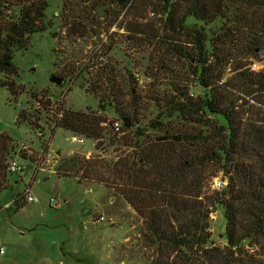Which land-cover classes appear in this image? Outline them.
I'll return each instance as SVG.
<instances>
[{"label": "rangeland", "instance_id": "rangeland-1", "mask_svg": "<svg viewBox=\"0 0 264 264\" xmlns=\"http://www.w3.org/2000/svg\"><path fill=\"white\" fill-rule=\"evenodd\" d=\"M46 1L48 6L39 18L32 21L14 14L11 29L2 34V59L10 61L13 68L0 72V134L11 136V156L21 144L36 157L43 148L45 156L42 171L35 176L25 169L10 173L8 187L0 192V208L26 188L36 199L0 211V248L4 250L0 264H162L172 259L183 264L175 252L165 254L159 248L147 222L122 194L132 198L141 192L136 182L132 183L141 174L137 171L140 166L129 165L138 157L137 149L130 148L135 141L132 132L143 130L149 139L158 136L160 131L148 129V122L162 115L175 88L187 89L194 97L202 96L203 90L193 82L187 62L177 60L162 39L148 35L149 27L161 28L163 23L152 6L132 2L120 6L115 0ZM141 23L149 25L145 35L132 36L126 31ZM215 26L220 25L207 26V31ZM256 56L252 59L242 53L239 62H245L251 72L264 70V48ZM110 69L117 76L110 79L119 85L120 106L133 103L126 95L127 85L142 101L138 124L130 133L121 128L115 131L113 124H121L120 116L112 106L102 107L110 92L106 78ZM125 69L129 78L124 76ZM52 75L62 78L59 86L49 81ZM38 97L50 100L44 111L36 109ZM51 102L59 104L56 113L92 111L105 119L100 123L102 139L79 142V137L57 128L55 111H48ZM239 102L244 110H250L249 98ZM20 110L27 119L16 123ZM129 166L133 171L127 181ZM218 168L207 164L203 182L210 193L216 192L209 183ZM223 214L218 205L210 216V239L219 246L226 244ZM257 243L250 252L261 261L264 239Z\"/></svg>", "mask_w": 264, "mask_h": 264}, {"label": "trees", "instance_id": "trees-1", "mask_svg": "<svg viewBox=\"0 0 264 264\" xmlns=\"http://www.w3.org/2000/svg\"><path fill=\"white\" fill-rule=\"evenodd\" d=\"M115 1L120 6L131 2L152 6L163 19L161 28L141 23L126 31L145 35L149 27L152 39H162L177 60L187 62L193 82L203 90L202 96L194 97L187 89L175 88L162 115L148 122V129L160 131L158 136L149 139L143 130L132 132L135 141L130 148L137 149L138 157L129 165L140 166L141 174L132 183L141 192L122 197L147 222L159 248L165 254L175 252L183 264H264L250 252L258 239H264V70L251 72L239 62L242 53L254 59L264 48V0ZM47 6L46 0H0V72L13 68L2 59L1 43L14 14L35 21ZM212 24L220 26L208 32ZM124 72L129 78L130 73ZM107 73L110 92L102 107L112 106L120 116L121 130L130 133L138 124L142 101L127 85L126 95L133 103L120 106L119 85L110 79L117 76L111 69ZM244 98L252 101L249 111L239 102ZM26 119L20 110L16 123ZM104 120L92 111L66 110L56 127L82 140L100 141ZM12 141L9 134H0V192L8 187ZM209 163L219 166L211 179L219 175L228 179L220 192L205 188ZM132 171L129 166L127 181ZM21 202L15 203L16 209L24 206ZM218 205L224 209L223 246L213 243L209 232L210 215ZM162 264H175V259Z\"/></svg>", "mask_w": 264, "mask_h": 264}, {"label": "built area", "instance_id": "built-area-1", "mask_svg": "<svg viewBox=\"0 0 264 264\" xmlns=\"http://www.w3.org/2000/svg\"><path fill=\"white\" fill-rule=\"evenodd\" d=\"M149 15H152L151 13ZM254 67V66H253ZM253 68H251L252 70ZM62 96H64V93H61V98ZM47 101H50L49 99H46V97L41 98L38 97L35 102L37 104V111H44V105L45 103H47ZM52 105V106H51ZM51 109H48L49 112H53L55 111L56 114V120H59L60 117L62 116V114L60 112L56 113V110L59 111L60 107L59 104H52L51 102ZM47 111V110H46ZM47 111V112H48ZM113 128L115 131H118L119 128L121 127V125L118 122H115L113 124ZM38 136H42L41 131H39ZM75 138V137H74ZM79 142H82V139H79ZM34 151L31 150L30 148H28V146L21 144L19 147V151H17L16 153H13V155L7 160V170L9 173L11 174H17V173H22L24 169H26L27 164L29 166V168L27 169L26 172L28 173H33L32 176L37 175L38 171H42L43 169L41 168V163H42V159H44V152H43V148L41 149V151L39 152V154L37 155V157L34 155L33 153ZM51 173H53V171H51ZM227 177H223L222 175L217 176L216 178L214 177L211 182L209 183L210 188L213 191H222L227 184ZM30 189L26 188V190H24L21 194H19L18 196H15L13 198V200L10 202L5 203V205L3 207L0 208V211H4L6 209H10L11 207H13L15 205L16 202L24 201L27 204L28 203H35L36 199L29 194ZM50 202H53V199L50 200ZM211 216V215H210ZM4 250L2 248H0V254H3Z\"/></svg>", "mask_w": 264, "mask_h": 264}, {"label": "water", "instance_id": "water-1", "mask_svg": "<svg viewBox=\"0 0 264 264\" xmlns=\"http://www.w3.org/2000/svg\"><path fill=\"white\" fill-rule=\"evenodd\" d=\"M49 81L57 86H59L62 83V78L56 77L55 75H52L49 77ZM27 169H25V172Z\"/></svg>", "mask_w": 264, "mask_h": 264}, {"label": "crops", "instance_id": "crops-1", "mask_svg": "<svg viewBox=\"0 0 264 264\" xmlns=\"http://www.w3.org/2000/svg\"><path fill=\"white\" fill-rule=\"evenodd\" d=\"M29 168V166H28V164H27V167H26V169H28ZM48 172H50L51 173V171H48Z\"/></svg>", "mask_w": 264, "mask_h": 264}]
</instances>
